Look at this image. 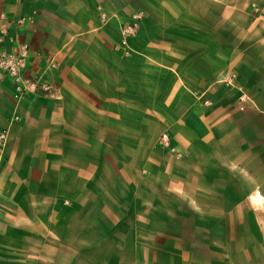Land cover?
Returning a JSON list of instances; mask_svg holds the SVG:
<instances>
[{
  "label": "crops",
  "instance_id": "0c3cea01",
  "mask_svg": "<svg viewBox=\"0 0 264 264\" xmlns=\"http://www.w3.org/2000/svg\"><path fill=\"white\" fill-rule=\"evenodd\" d=\"M23 50L0 264H264V0H0Z\"/></svg>",
  "mask_w": 264,
  "mask_h": 264
},
{
  "label": "built area",
  "instance_id": "2783aa9c",
  "mask_svg": "<svg viewBox=\"0 0 264 264\" xmlns=\"http://www.w3.org/2000/svg\"><path fill=\"white\" fill-rule=\"evenodd\" d=\"M133 19L121 25L122 42L126 37L134 34L139 26V13H133ZM25 50L19 52H4L0 54V75L8 76L14 86L17 96H22L26 93H44L52 94L53 87L49 81L41 77H25L22 70L25 66ZM6 139V130L0 131V145ZM160 141L163 144L169 142V137L166 133L160 135Z\"/></svg>",
  "mask_w": 264,
  "mask_h": 264
}]
</instances>
